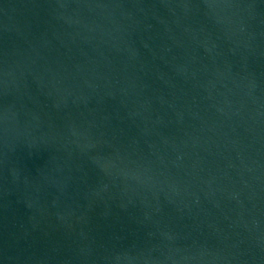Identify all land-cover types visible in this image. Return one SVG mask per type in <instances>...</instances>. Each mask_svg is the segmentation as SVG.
Segmentation results:
<instances>
[{
  "label": "water",
  "instance_id": "obj_1",
  "mask_svg": "<svg viewBox=\"0 0 264 264\" xmlns=\"http://www.w3.org/2000/svg\"><path fill=\"white\" fill-rule=\"evenodd\" d=\"M0 264H264V0H0Z\"/></svg>",
  "mask_w": 264,
  "mask_h": 264
}]
</instances>
